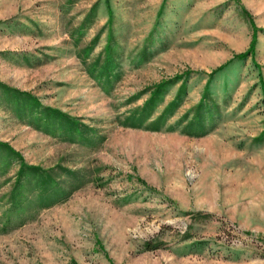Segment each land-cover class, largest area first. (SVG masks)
<instances>
[{
  "label": "rangeland",
  "instance_id": "1",
  "mask_svg": "<svg viewBox=\"0 0 264 264\" xmlns=\"http://www.w3.org/2000/svg\"><path fill=\"white\" fill-rule=\"evenodd\" d=\"M0 83V264H264V0H0Z\"/></svg>",
  "mask_w": 264,
  "mask_h": 264
},
{
  "label": "trees",
  "instance_id": "2",
  "mask_svg": "<svg viewBox=\"0 0 264 264\" xmlns=\"http://www.w3.org/2000/svg\"><path fill=\"white\" fill-rule=\"evenodd\" d=\"M108 11H110L109 8H108ZM256 31H257V29H255V31L253 33V39H252V42H251L250 46L248 47V49L246 51H244L243 53H239V54L235 55L231 60H233V59H245L249 55L253 54L254 45H255L254 42L256 40ZM110 48H111V44H108L107 50L109 51ZM109 59H110V57L106 58V60H104L105 62L103 63V65L100 67L101 68L100 73L104 74L105 76L108 75L106 78L107 80H109L108 77L110 75V73H109L110 72V65H109L110 60ZM231 60H229V61H231ZM98 67L99 66L97 65V68ZM223 67H224V64L218 66L217 68H215L214 70H212L209 73V76H212L214 73H216L217 71H219ZM182 78H183L182 75H177L173 79H170L168 81H162L159 84H157V86L150 92L149 97L144 101L142 107L134 110V112L130 116L126 117L124 119L123 124L125 126L145 128V129L154 130V131L160 130L165 125L166 119L178 107V105L181 101L182 94H183V90H178V93L176 94V96L166 104V106L163 108V110L155 118L151 119V115L154 111V108L159 101V96H160L161 92L163 91L162 88L165 85L174 83L177 80H180ZM0 85L3 86V84H1V83H0ZM4 87H6L7 89H10L7 86H4ZM19 93H24V92H19ZM32 100L37 103V99L32 98ZM200 103H199V106H201ZM54 111L56 112L55 113L56 116L54 115ZM46 116L47 117H50V116L58 117V119L62 123L68 125V129H70V130H77L80 126V124H78L77 121L71 119L67 114H64L63 112H60L57 110H52L50 112H47ZM191 122H189V123L191 124ZM0 147L2 149H5L9 153V156L10 155H16L20 158V154L18 152H16L8 144L0 142ZM21 162H22V160H21ZM65 171L70 173L72 176L74 174H76L75 172H73L71 170H65ZM18 172H19V175H18V179H17V187L20 185L21 176H23L24 174H29V175L31 174L32 175L31 178L34 180V184L38 185L40 187V195H39L40 199H47V197H50V195H48L47 190L50 187H52V185L55 186L57 184L55 174L52 173V170H45L39 166L28 165V164L22 162ZM61 191L57 190L55 194H58ZM53 201L54 200H51V202H53Z\"/></svg>",
  "mask_w": 264,
  "mask_h": 264
}]
</instances>
